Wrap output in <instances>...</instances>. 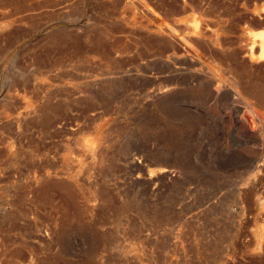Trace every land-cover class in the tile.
I'll use <instances>...</instances> for the list:
<instances>
[{"label":"rangeland","instance_id":"obj_1","mask_svg":"<svg viewBox=\"0 0 264 264\" xmlns=\"http://www.w3.org/2000/svg\"><path fill=\"white\" fill-rule=\"evenodd\" d=\"M263 41L264 0H0V264H264Z\"/></svg>","mask_w":264,"mask_h":264},{"label":"bare ground","instance_id":"obj_2","mask_svg":"<svg viewBox=\"0 0 264 264\" xmlns=\"http://www.w3.org/2000/svg\"><path fill=\"white\" fill-rule=\"evenodd\" d=\"M260 56H261L262 58H264V41H263V44H262V46H261ZM260 56H259V57H260Z\"/></svg>","mask_w":264,"mask_h":264}]
</instances>
